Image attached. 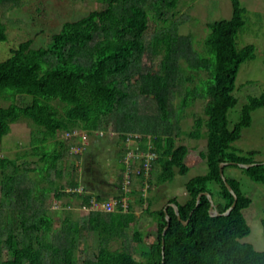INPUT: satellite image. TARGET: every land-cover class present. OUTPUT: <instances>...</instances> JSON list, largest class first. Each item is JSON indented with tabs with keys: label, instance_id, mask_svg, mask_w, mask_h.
<instances>
[{
	"label": "trees",
	"instance_id": "obj_1",
	"mask_svg": "<svg viewBox=\"0 0 264 264\" xmlns=\"http://www.w3.org/2000/svg\"><path fill=\"white\" fill-rule=\"evenodd\" d=\"M4 1L0 0V6ZM98 1L104 4L102 9L64 22L49 45L34 48L32 39H26L0 61V102H8L0 104V140L20 119H28L36 126L29 148L16 155L21 162L0 156V264H74L82 235L87 233L94 238L93 255L81 264H264V251L239 241L250 233L243 210L251 199L237 179L224 174L223 180L220 175L221 162H234L224 165L223 173L228 165L253 163L247 168L238 167L253 181L264 183V162L252 159L256 151L243 154L232 146L241 137L242 129L251 124V113L264 107V89L257 96L247 97L240 120L229 127L228 113L238 101L233 93L238 71L243 62L255 58L256 49L254 44L237 47L236 39L245 22L240 0H231L229 18L207 24L206 54H198L191 66L204 70L206 76L199 78L196 87H187L181 101V110L197 98L205 102V118L197 117L187 134L194 139L206 137V150L200 151L199 156L206 162L207 172L185 183L188 199L184 203L171 197L155 210H151L153 199L143 196L152 183V169L155 167L156 184L171 181L176 174L189 170V148L176 144L177 135L166 134L172 121L170 104L179 68L172 46L176 36L165 32L153 42L155 54L163 51L159 72L142 67L141 62L150 11L162 16L178 0ZM5 40L6 26L0 16V41ZM134 85H138L140 94L157 100L163 134L158 132L154 117L146 123L134 120L129 105L134 103L130 99ZM26 96L29 100L22 104ZM74 129L89 134L116 132L120 145L125 144L127 134H137L139 130L144 133L142 139L149 136V150L157 155L150 174L131 173L130 179V187L138 184L141 188L129 192L123 188L126 152L118 158L114 182L106 178V171L98 165L100 158H95L96 153L88 147L83 148L87 150V163L78 174L81 156L70 151L77 139L59 137L61 131ZM94 137L92 149H101L105 144L101 135ZM69 153L74 160L69 161ZM28 156L36 160H28ZM92 164H96L95 168ZM7 169H11L9 173ZM62 176L66 179L58 182ZM225 181L236 193V202L227 215L212 216L205 192L211 195L214 208L220 213L234 202ZM127 193H137L140 209L154 217V241H144L145 232L137 226L138 217L131 202L126 210L119 203L116 211L90 210L83 218L73 216L72 209L67 208L74 200L78 206H88L92 198L101 201L111 196L121 200ZM65 198L57 229L53 216L56 210L51 206ZM145 201L147 204L142 207ZM168 203L177 204L180 218ZM166 214L170 222L163 234ZM184 220H188L186 225ZM262 225L264 234V220ZM113 241H120L121 245L112 248ZM132 243L136 244L135 251Z\"/></svg>",
	"mask_w": 264,
	"mask_h": 264
},
{
	"label": "rangeland",
	"instance_id": "obj_2",
	"mask_svg": "<svg viewBox=\"0 0 264 264\" xmlns=\"http://www.w3.org/2000/svg\"><path fill=\"white\" fill-rule=\"evenodd\" d=\"M244 8V25L237 36V47L241 48L247 44H254L255 58L245 61L241 64L238 71L234 95L238 99L237 104L228 113L229 127L232 128L241 118V110L247 103V97L257 96L264 89V0H240ZM104 4L98 0H5L0 6V16L6 26L7 40L0 41V61L5 60L10 55L11 48L26 39H32V47H45L51 42V37L58 32L66 21L76 20L92 10L102 9ZM232 14L231 0H178L177 5L172 9H166L165 14L158 16L153 10L150 11L149 27L145 34L146 49L144 59L141 62L142 67L150 68L153 72H159L160 61L163 51L159 54L153 52V42L156 37L165 32L176 36L172 43L175 50V57L178 65L177 81L174 93L171 97V123L168 125V132L172 136L177 135L176 144H184L189 148V156L186 158V164L189 170L186 174H176L175 177L163 184H156L155 167L151 172L152 183L144 195L153 199L151 210L161 208L166 201L175 197L179 202L184 203L188 199V193L185 183L196 175L207 172V164L201 160L200 151L206 150V137L200 139L191 138L187 133L194 127V121L197 117L205 118L204 100L197 98L191 105L181 110V101L187 87L193 88L199 85V78L205 77L204 70H195L191 66L196 63L198 54H206L204 38L208 33V23L229 18ZM191 67V68H190ZM130 110L134 120L139 123H146L153 117L158 124V132L163 134L164 122L159 117L158 103L155 97L145 96L139 93L138 85L130 89ZM29 97L22 99V104L28 102ZM1 105H7V101H1ZM176 118L178 122L176 123ZM251 124L244 127L241 131V137L232 143V146L241 150L243 154L250 150L256 151L252 159L255 162H264V107L258 108L251 113ZM36 130V126L28 119H20L11 124V130L0 140V155L16 160L18 152L26 150L30 146L31 136ZM205 131V127H202ZM61 131L59 137L63 138ZM134 137L135 142L128 145L129 148L141 150L145 146H151L150 137L146 138L140 130ZM95 134H89L84 148L96 153L95 158H100L99 166L106 171V178L112 182L116 181L117 161L122 153L127 151V145L119 142L118 134L111 132L101 135L100 138L105 142L100 149H92L91 144ZM132 135V134H131ZM148 135V134H147ZM145 139V140H144ZM117 142V144L114 142ZM119 144V145H118ZM147 147V149H148ZM86 150V151H87ZM82 150L78 162V174L84 167L85 154ZM76 154V153H75ZM69 161L75 157L71 153L68 155ZM28 160H36V157L28 156ZM19 160L17 162H21ZM87 166V164H85ZM96 164H92L95 168ZM11 169H7V173ZM154 171V172H153ZM150 174V173H149ZM224 174L228 178L237 179L244 193L250 197V205L243 210L245 219L250 227V233L240 238V242H249L258 251H264V234L262 221L264 220V183L253 181L240 167L228 165ZM79 176V175H78ZM81 176V174H80ZM1 177V174H0ZM65 176L58 179L65 180ZM105 189V186H102ZM140 185L130 187V190H138ZM81 190V187L80 189ZM107 190V189H106ZM1 193V190H0ZM127 202L134 204L135 213L138 217L137 226L145 232L144 241H154L156 238V221L154 217L140 209L137 203L138 194H125ZM110 198H112L110 196ZM63 200H66L63 199ZM147 202L143 203L145 207ZM57 208H55V206ZM53 209L62 208V203L53 204ZM141 207V208H142ZM72 214L75 217H86L88 210L78 206L77 201H72ZM55 226L60 228L59 216L55 217ZM93 235L87 233L82 235V243L76 253L74 264H81L84 258L93 255ZM120 241H113L112 248L120 246ZM133 251L136 244L132 243Z\"/></svg>",
	"mask_w": 264,
	"mask_h": 264
},
{
	"label": "built area",
	"instance_id": "obj_3",
	"mask_svg": "<svg viewBox=\"0 0 264 264\" xmlns=\"http://www.w3.org/2000/svg\"><path fill=\"white\" fill-rule=\"evenodd\" d=\"M95 134L103 135L102 131H97ZM89 133L80 129H74L72 131H64L63 137L67 140H72V138H76L78 143H72L70 147V151L72 153L81 152L86 144V139H88ZM134 137H138L137 134H127L125 138V144L127 145V151H125V155L123 161L125 163V170L123 173V188L126 192L130 191L131 184V173H135L140 175L143 171L145 175L149 174L151 170L152 161L156 158V153L152 150H149L151 146L148 147L147 150H138L137 148H129L128 146L135 142ZM146 187V186H145ZM80 189V188H79ZM78 189V190H79ZM80 191V190H79ZM127 197L123 196L121 200L115 198H108L101 201H97L94 198L90 200V205H82L81 208L90 210H101L103 212H113L118 209V204L120 203V207L123 210H126L128 202ZM53 204H58V202H54ZM55 206V205H54ZM57 206H55L56 208ZM68 209L71 206H67Z\"/></svg>",
	"mask_w": 264,
	"mask_h": 264
},
{
	"label": "water",
	"instance_id": "obj_4",
	"mask_svg": "<svg viewBox=\"0 0 264 264\" xmlns=\"http://www.w3.org/2000/svg\"><path fill=\"white\" fill-rule=\"evenodd\" d=\"M230 163H234V162H221L220 163V175L223 178V180H225V176H224V173H223V166L226 165V164H230ZM237 165L240 166V167H243V168H247V167L253 165V163H237ZM225 184L228 187V189L232 192V194L234 196V202L224 212H221L220 213V212H218V211L215 210V208H214V202H213V199H212L211 195L209 193L205 192V194L208 196V199L210 201L209 213L212 216H216V215H220V214L227 215L231 211V209L234 207V204H235L236 199H237V195L233 191L232 187L229 185V183L227 181H225ZM200 196H201V193L197 196L196 205L199 203ZM167 205L173 206L174 209H175V212H176V214L178 216V218H180L177 204H175V203H168ZM164 210H166V206L164 207ZM166 219H167V225L165 226V228L163 230V234L165 233V230L167 229L168 224L170 222V216L168 214H166ZM183 223L186 225L188 223V220H184Z\"/></svg>",
	"mask_w": 264,
	"mask_h": 264
},
{
	"label": "crops",
	"instance_id": "obj_5",
	"mask_svg": "<svg viewBox=\"0 0 264 264\" xmlns=\"http://www.w3.org/2000/svg\"><path fill=\"white\" fill-rule=\"evenodd\" d=\"M1 156V155H0ZM13 161V160H12ZM1 193H0V197H1ZM62 201H64V200H59V201H57L58 203L60 202V203H62ZM55 202V201H54ZM53 202V203H54ZM57 208V207H56ZM56 210V212L54 213V218L58 215L59 216V223H60V220H61V216H62V214H61V210H62V208H60V209H55Z\"/></svg>",
	"mask_w": 264,
	"mask_h": 264
}]
</instances>
